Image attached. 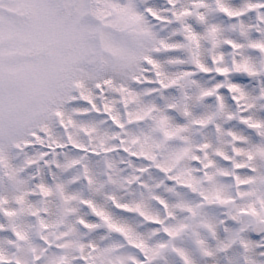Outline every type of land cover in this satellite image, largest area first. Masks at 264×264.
<instances>
[{
    "label": "snow or ice",
    "instance_id": "snow-or-ice-1",
    "mask_svg": "<svg viewBox=\"0 0 264 264\" xmlns=\"http://www.w3.org/2000/svg\"><path fill=\"white\" fill-rule=\"evenodd\" d=\"M0 264H264V0H0Z\"/></svg>",
    "mask_w": 264,
    "mask_h": 264
}]
</instances>
